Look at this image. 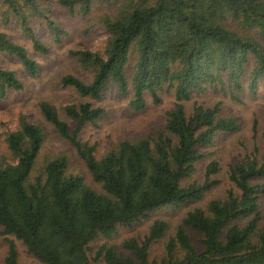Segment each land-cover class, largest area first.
Listing matches in <instances>:
<instances>
[{"label": "trees", "instance_id": "trees-1", "mask_svg": "<svg viewBox=\"0 0 264 264\" xmlns=\"http://www.w3.org/2000/svg\"><path fill=\"white\" fill-rule=\"evenodd\" d=\"M49 0H0L7 20L16 19L32 33L30 19H45L57 43L65 30L48 15ZM84 16L96 6L111 14L98 22L109 33L103 52L72 50L89 80L65 75L62 84L82 97L101 100L110 85L127 95L130 108L141 111L148 97L159 105L166 87L174 90L175 107L165 129L155 137L125 139L98 156L96 144L81 139L89 124L102 119L105 109L89 102L63 108L72 130L54 106L41 101L40 111L58 134L76 150L90 176L73 168L67 153L44 157L46 132L21 114L18 129L0 150V236H13L41 264H264V161L248 154L230 167L231 186L223 196L203 203L221 183L220 162L210 161L203 179L196 177L206 160L202 150L221 134L241 130L236 115L220 105L191 101L193 93L228 88L231 96L264 87V0H59ZM41 54L51 49L34 38ZM0 52L18 58L37 77L39 64L27 48L0 30ZM133 63V64H132ZM132 69L129 78L128 72ZM13 70L0 65V99L22 91ZM257 150V149H255ZM92 182V183H91ZM183 209L174 233L165 212ZM160 214L144 236L110 243L121 228H130ZM188 230L201 235L195 243ZM164 253L153 259V245ZM0 264H20L19 249L9 239Z\"/></svg>", "mask_w": 264, "mask_h": 264}, {"label": "rangeland", "instance_id": "rangeland-1", "mask_svg": "<svg viewBox=\"0 0 264 264\" xmlns=\"http://www.w3.org/2000/svg\"><path fill=\"white\" fill-rule=\"evenodd\" d=\"M47 9H49L48 15L66 32L60 43L56 42L44 18L30 19L29 25L32 29L30 33L24 30L16 19L7 20L4 17V8L0 5V30L6 32L13 41L25 46L40 68L39 75L33 77L18 58L0 52V65L13 70L25 85L22 91H10L5 99H0V150L7 151L6 137L9 132L18 129L19 117L25 114L31 122L42 125L47 134L41 161L45 156L52 157L60 152L67 153L71 157L73 168L83 171L87 180L90 181V176L78 158L75 148L45 120L39 108L40 102L51 103L72 130L75 123L64 112L65 106L89 102L95 107L104 108L106 112L103 118L95 124L86 126L80 134L83 141L97 145L98 156H101L120 141L155 137L163 131L168 114L175 107L174 90L166 87L161 92L163 99L161 104H154L148 97L147 107L141 111H134L129 105L133 93L132 88L129 89L127 95H123L119 93L118 87L112 84L101 100H95L82 97L74 88L64 86L62 78L65 75L72 74L86 80L91 78V74L79 66L77 59L70 54V51L89 49L103 52L109 33L98 22V18L112 12L106 11L107 9L101 5L96 6L90 14L84 16L78 10L71 12L63 7L59 0H49ZM34 38L50 47V53L36 52L33 48ZM128 75L130 78L132 69L129 70ZM248 83V78L244 79V89L237 93L239 100L232 98L228 88L223 90L221 87H213L204 92L193 93L191 101L185 103L189 109L195 104L206 107H214L218 104L223 113L238 116L241 123L239 132L221 134L215 139L214 144L202 149L206 154V160L199 164L197 178L203 179L204 168L210 161L217 160L221 165L219 174L221 183L208 192L203 203L225 194L227 188L231 186L230 167L239 163L246 155L255 153L260 160L264 161V87L260 85L257 91L251 93L248 90ZM259 181L264 184V179ZM261 207L264 216V198ZM164 215L170 221V233H174L184 215L183 209H169ZM159 216L160 214L153 213L149 218L135 223L133 227L121 228L120 234L109 240L110 243L120 246L127 238L144 236ZM188 231L193 241L198 244L201 235L192 230ZM9 239L14 240L18 245L20 264H41L27 252L25 245L13 236H0V259L6 256ZM163 253V242L155 243L151 251L152 258L160 259Z\"/></svg>", "mask_w": 264, "mask_h": 264}]
</instances>
